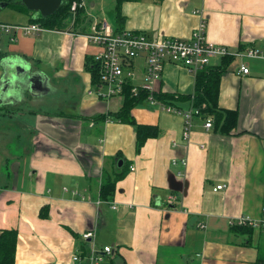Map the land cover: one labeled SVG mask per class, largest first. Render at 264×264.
I'll return each mask as SVG.
<instances>
[{"label":"crops","instance_id":"1","mask_svg":"<svg viewBox=\"0 0 264 264\" xmlns=\"http://www.w3.org/2000/svg\"><path fill=\"white\" fill-rule=\"evenodd\" d=\"M7 2L0 8L23 11L15 7L19 0L15 6ZM83 3L77 30L0 35V63L19 56L38 71L23 98L0 97V230L17 231L14 263L88 264L71 257H84L93 245L113 249L99 264H264V225L250 232L234 226L241 215L256 221L263 216L264 0L120 4L124 29L151 40L185 39L204 22L206 39L234 53L217 97L219 108L237 111L234 129L224 133L212 115L213 126L206 129V117L194 116L186 142L181 115L143 103L132 116L157 125L160 133L139 149L136 127L115 116L123 97L94 92L98 79H92L91 66L98 48L85 36L101 18L115 28L116 0ZM23 12L27 22H0L27 24L39 16ZM249 48L263 54L247 56ZM243 63L247 74L239 71ZM133 65L139 81L144 57ZM197 73L167 63L155 93L173 94V106L188 108L190 101L176 98L193 93ZM123 165L129 171L117 181L113 198L100 199L103 171ZM87 230L94 231L92 239L82 238Z\"/></svg>","mask_w":264,"mask_h":264},{"label":"built area","instance_id":"2","mask_svg":"<svg viewBox=\"0 0 264 264\" xmlns=\"http://www.w3.org/2000/svg\"><path fill=\"white\" fill-rule=\"evenodd\" d=\"M84 9L83 0H72L70 11L72 22L78 14V10ZM43 28L38 23L27 24H9L0 22V35L10 33L16 35L20 32L24 35L35 34ZM85 36L98 50L93 57V65L97 71V88L95 93L101 97H111L114 95L122 96L126 79H130L132 93L137 94L139 89L148 92L147 103L149 106H158L166 112L181 115L184 118L182 138L188 141L192 130L194 116H201L200 111L192 101L188 108L182 109L173 105H166L162 101L155 99L156 82L162 76L164 66L167 63L180 64L189 71H197L208 66L211 58L224 56L230 53L229 49L220 44H215L206 39L205 24L201 22L193 31L190 38H179L163 36L151 40L146 33L137 32L130 29L117 31L114 26L105 18L94 20L90 24L89 32ZM15 36L12 37V40ZM1 53V50H0ZM247 56L262 55V51L254 48L245 50ZM137 57H144L145 68L141 80L136 81L133 61ZM248 67L243 63L239 71L242 74L248 73ZM204 106V104H203ZM213 126L212 119L206 116L204 127L210 129ZM183 164L186 159L182 158ZM224 185H217L214 190L221 189ZM238 225H249L258 227L264 225V207L263 216L256 221L251 216L241 215L236 221ZM93 230H87L82 234L83 239H92ZM112 247L104 246L101 250L92 245L90 252L81 257L80 254L74 253L71 257L72 262H79L86 258L88 264H99L104 254L111 253Z\"/></svg>","mask_w":264,"mask_h":264},{"label":"trees","instance_id":"3","mask_svg":"<svg viewBox=\"0 0 264 264\" xmlns=\"http://www.w3.org/2000/svg\"><path fill=\"white\" fill-rule=\"evenodd\" d=\"M8 4L13 6L16 0H7ZM13 1V2H12ZM124 0H116L115 4V29L117 31L123 29L124 17L121 15L120 4ZM12 2V3H11ZM72 0H63L58 10L47 17H35L31 19L32 23H38L42 28L59 30V31H73L77 30V22L81 17L82 9L78 10L75 21L72 22V15L70 5ZM15 7H21L23 11H29L23 4H16ZM234 59V54L224 55L221 63L218 66L208 65L199 70L195 77V88L192 94L179 96L176 100L192 101L193 105L199 109L200 114L204 117L212 115L216 125L224 133H230L236 126L237 111L231 109H222L218 107V87L222 73L225 71L227 65ZM92 79L97 78V71L94 65L91 66ZM93 81V82H94ZM148 92L139 89L137 94L132 93V86L130 79H126L124 90L122 93L123 102L121 108L115 113L116 119L123 123L132 124L136 127V148L139 149L144 142L151 137L159 135L160 131L157 125L139 124L131 114V110L140 104L147 103L146 99ZM155 99L162 101L166 105L174 104L173 94L154 93ZM204 104V106H203ZM129 168L124 165L120 170L109 173L103 171L102 181L100 186V199L109 201L113 198L116 191V183L118 180L124 178L128 173ZM235 227H242L245 231L250 232L253 226L249 225H234ZM17 244L16 229H2L0 230V264H15V250Z\"/></svg>","mask_w":264,"mask_h":264},{"label":"water","instance_id":"4","mask_svg":"<svg viewBox=\"0 0 264 264\" xmlns=\"http://www.w3.org/2000/svg\"><path fill=\"white\" fill-rule=\"evenodd\" d=\"M28 10L35 11L41 17L55 13L63 0H19ZM0 97L4 95H17L23 98L24 91L31 89L36 81L38 71L22 57L10 56L0 63ZM121 166V160L118 161Z\"/></svg>","mask_w":264,"mask_h":264},{"label":"rangeland","instance_id":"5","mask_svg":"<svg viewBox=\"0 0 264 264\" xmlns=\"http://www.w3.org/2000/svg\"><path fill=\"white\" fill-rule=\"evenodd\" d=\"M3 1L6 0H0V5L3 3ZM16 18L18 22H27L28 17L27 15L22 11H18L13 9L12 7L8 6L4 9L0 8V21H10L11 19Z\"/></svg>","mask_w":264,"mask_h":264},{"label":"bare ground","instance_id":"6","mask_svg":"<svg viewBox=\"0 0 264 264\" xmlns=\"http://www.w3.org/2000/svg\"><path fill=\"white\" fill-rule=\"evenodd\" d=\"M124 29V28H123ZM202 114V113H201ZM204 117V116H203Z\"/></svg>","mask_w":264,"mask_h":264}]
</instances>
